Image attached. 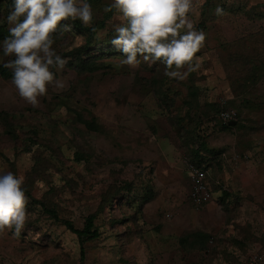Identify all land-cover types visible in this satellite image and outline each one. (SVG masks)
<instances>
[{
    "label": "rangeland",
    "instance_id": "374dc122",
    "mask_svg": "<svg viewBox=\"0 0 264 264\" xmlns=\"http://www.w3.org/2000/svg\"><path fill=\"white\" fill-rule=\"evenodd\" d=\"M1 66L0 264H264V0H0Z\"/></svg>",
    "mask_w": 264,
    "mask_h": 264
},
{
    "label": "trees",
    "instance_id": "16d2710c",
    "mask_svg": "<svg viewBox=\"0 0 264 264\" xmlns=\"http://www.w3.org/2000/svg\"><path fill=\"white\" fill-rule=\"evenodd\" d=\"M87 1L90 2V0H87ZM143 32H145V31H141L142 36H140V39H135L136 42H137L135 44V46L138 48V55L139 56L145 57V60L152 59L153 57H156V56L159 55V54L156 53L157 52V49H158L157 46L164 41L165 37H164V35L162 36L161 34H158V33L150 34L149 32H147V33H143ZM162 46H163V43H162L160 49H162ZM0 70L1 71L3 70V67L2 66L0 67ZM222 110H225V111H228V112L231 113L230 109H228V108H221L220 112ZM218 118H219L218 119L219 122L223 126H225V125H227V123H229L228 120L227 121H222V119L220 118V113H219V117ZM230 118L231 119L233 118L232 113L230 115ZM206 181L209 183L208 177H206ZM7 186H8L9 189L14 190L11 185H7ZM209 187H210V190H211V198H212L213 190H212L211 186H209ZM16 190L27 192L24 189H16ZM208 201H210V200H208ZM208 201H206V202H208ZM40 204H41V206H43L42 203H40ZM44 210L47 213L53 215L55 218L57 217L54 210H51V209L46 208V207H44ZM93 218H94L93 215H91V214L88 215L86 217L85 222H84V225H83V227L81 229L75 228L72 225V223L70 221H68V220H64L63 219L62 222L65 224V226L71 232H73L74 234H76L79 237V240L82 242L84 240H91V239L97 238L99 236V232L94 227ZM254 258L255 259L261 258V256L259 255V256L254 257Z\"/></svg>",
    "mask_w": 264,
    "mask_h": 264
},
{
    "label": "built area",
    "instance_id": "2783aa9c",
    "mask_svg": "<svg viewBox=\"0 0 264 264\" xmlns=\"http://www.w3.org/2000/svg\"><path fill=\"white\" fill-rule=\"evenodd\" d=\"M231 113L228 111H222L220 113V118L222 121H226L230 118ZM190 199L195 205H201L204 202L210 200L211 190L206 181L205 172L200 168L192 167L190 168Z\"/></svg>",
    "mask_w": 264,
    "mask_h": 264
},
{
    "label": "clouds",
    "instance_id": "9594fccd",
    "mask_svg": "<svg viewBox=\"0 0 264 264\" xmlns=\"http://www.w3.org/2000/svg\"><path fill=\"white\" fill-rule=\"evenodd\" d=\"M222 111H224V110H222ZM221 111V112H222ZM220 112V113H221ZM230 113V112H229ZM231 118H229L228 119V122H231L232 120H230ZM227 121V120H226ZM191 166L192 167H197V168H200L199 166H196L195 164H192V163H190L188 166H187V169H188V178H189V184H190V188H189V197H190V189H191V180H190V168H191ZM201 170H203L204 172H205V177H207V172L204 170V169H202V168H200ZM208 183V182H207ZM208 186H209V183H208ZM210 188V187H209ZM211 199V198H210ZM191 200V199H190ZM192 201V200H191ZM206 202H204L203 204H205ZM203 204H201V205H203ZM197 206H200V205H197Z\"/></svg>",
    "mask_w": 264,
    "mask_h": 264
}]
</instances>
